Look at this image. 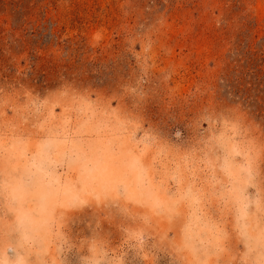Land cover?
Instances as JSON below:
<instances>
[{
  "label": "clouds",
  "instance_id": "9594fccd",
  "mask_svg": "<svg viewBox=\"0 0 264 264\" xmlns=\"http://www.w3.org/2000/svg\"><path fill=\"white\" fill-rule=\"evenodd\" d=\"M138 45L0 68V264H264V114Z\"/></svg>",
  "mask_w": 264,
  "mask_h": 264
},
{
  "label": "rangeland",
  "instance_id": "374dc122",
  "mask_svg": "<svg viewBox=\"0 0 264 264\" xmlns=\"http://www.w3.org/2000/svg\"><path fill=\"white\" fill-rule=\"evenodd\" d=\"M126 38L155 52L156 73L178 66L182 88L206 82L264 114V0H0L6 76L25 56L49 83L59 68L74 71L90 61L115 60L110 72L119 74Z\"/></svg>",
  "mask_w": 264,
  "mask_h": 264
}]
</instances>
